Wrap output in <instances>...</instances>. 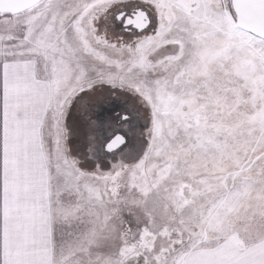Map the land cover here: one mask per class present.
I'll return each mask as SVG.
<instances>
[{
    "label": "snow or ice",
    "instance_id": "snow-or-ice-1",
    "mask_svg": "<svg viewBox=\"0 0 264 264\" xmlns=\"http://www.w3.org/2000/svg\"><path fill=\"white\" fill-rule=\"evenodd\" d=\"M0 264H264V0H0Z\"/></svg>",
    "mask_w": 264,
    "mask_h": 264
}]
</instances>
